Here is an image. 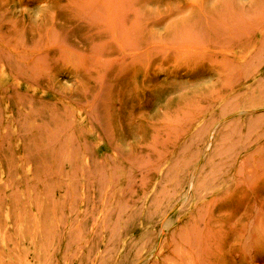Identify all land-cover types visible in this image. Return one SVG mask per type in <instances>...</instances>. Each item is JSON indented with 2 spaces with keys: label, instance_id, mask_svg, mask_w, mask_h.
I'll return each mask as SVG.
<instances>
[{
  "label": "rangeland",
  "instance_id": "1",
  "mask_svg": "<svg viewBox=\"0 0 264 264\" xmlns=\"http://www.w3.org/2000/svg\"><path fill=\"white\" fill-rule=\"evenodd\" d=\"M263 213L264 0H0V264H264Z\"/></svg>",
  "mask_w": 264,
  "mask_h": 264
},
{
  "label": "bare ground",
  "instance_id": "2",
  "mask_svg": "<svg viewBox=\"0 0 264 264\" xmlns=\"http://www.w3.org/2000/svg\"><path fill=\"white\" fill-rule=\"evenodd\" d=\"M260 207V206H259ZM260 211V210H259ZM257 212H258V210H257ZM206 213V212H205ZM263 215H264V213H263ZM257 216V215H256ZM259 217V216H258ZM254 220V219H253ZM256 220H257V217H256ZM258 221V220H257ZM263 221V220H262ZM262 221H259V224H257L256 225V227H255V229H254V231H255V233L257 234V237L258 238H262L263 237V234H262V230H263V223H262ZM254 225V224H253ZM263 225V226H262ZM198 228V227H197ZM201 230V229H200ZM197 231L199 232V230L197 229ZM250 231V230H249ZM188 232V231H187ZM264 232V231H263ZM252 233H253V229H252ZM5 234V233H4ZM187 234V233H186ZM193 234V233H192ZM200 234V232L198 233V235ZM248 235H249V233L247 234V237H248ZM186 236V235H185ZM209 236V235H208ZM252 236V235H251ZM195 237H196V235H195ZM210 237V236H209ZM189 238V237H188ZM199 238V237H198ZM256 238V237H255ZM200 239V238H199ZM187 240H189V239H187ZM211 240V239H210ZM193 242V241H192ZM191 242V243H192ZM187 244V243H186ZM196 244V243H195ZM200 244V243H199ZM192 245H194V244H192ZM191 245V246H192ZM198 245V244H197ZM199 246V245H198ZM207 246V245H206ZM201 247V246H200ZM246 247V246H245ZM250 247V246H249ZM32 248H33V246H32ZM192 248H193V246H192ZM185 249V248H184ZM199 249V248H198ZM81 250V249H80ZM245 250V249H244ZM197 251V250H196ZM203 251V250H202ZM247 252V251H246ZM18 255V254H17ZM199 255V254H198ZM21 256V255H20ZM30 256V255H29ZM177 256V255H176ZM197 257V256H196ZM19 259H20V257H19ZM30 259V258H29ZM197 259H198V257H197ZM3 260V259H2ZM12 260V259H11ZM10 260V261H11ZM190 260V259H189ZM0 261H1V259H0ZM20 261V260H19ZM28 263V262H27ZM177 263V262H176ZM10 264V263H9Z\"/></svg>",
  "mask_w": 264,
  "mask_h": 264
}]
</instances>
